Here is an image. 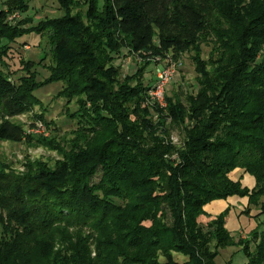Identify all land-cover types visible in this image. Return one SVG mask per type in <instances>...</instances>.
<instances>
[{
	"label": "trees",
	"instance_id": "1",
	"mask_svg": "<svg viewBox=\"0 0 264 264\" xmlns=\"http://www.w3.org/2000/svg\"><path fill=\"white\" fill-rule=\"evenodd\" d=\"M59 1L64 6L65 15L45 20L55 33L57 67L79 63V74L85 78L83 92L91 100L100 98L109 102V86L117 82L119 70L100 62L97 46H94L96 36L87 40L84 22L65 8L64 4L69 0ZM220 3L221 0H93L87 16L99 24V35L103 36L110 52L127 49L144 59L153 60L157 65L158 58H168L171 53V58L179 61L181 54L193 49L199 32L206 26L204 14L215 10ZM256 7V14L243 26L237 57L238 60L241 58L237 66L241 67L240 71L229 78L211 74L213 82L204 84L196 98L197 105L190 112L192 124L187 146L179 156V164L186 177L183 181L173 166L167 168L169 163L164 162L165 159L156 149L137 148L138 145L131 140L136 141L135 138H129L128 133L122 131L117 137V144L123 146L124 152L118 148L108 149L105 145L97 151L99 143L94 146L97 158L95 155L89 158L106 165L112 157H117L116 162L121 159L122 165L104 167L112 171L111 175L106 173L100 183L92 184L90 179L96 164H86L82 172L78 170L80 173L76 177L79 178L72 176L74 166L70 161H64L54 169H43L29 186L19 183L16 186L18 195L23 199L16 210L17 217L26 221L40 210L51 220L61 222L72 215L76 216L78 212L82 217H90V211L95 212L103 207L98 232L100 235L103 233L104 237L103 243L98 246L96 258L100 264H119L121 259L131 260L134 264H182L176 260L174 252L186 257L183 264H216L218 248L233 241L225 228L224 214L210 222L211 226H216L215 231L203 234L197 228L199 216L205 213V205L218 198L250 192L229 176L236 168H243L256 177L253 201L264 195V4L259 3ZM6 16V9H1L0 22ZM228 17L231 18V15ZM155 38H158V42ZM139 77L141 79L143 73L139 72ZM224 79L226 83L222 82ZM15 85L6 77L0 78V114L3 116L22 114L23 102L16 94ZM151 87L145 85L141 91L132 89V94L147 99ZM166 100L167 106L164 108H167L168 116L176 122L185 123L189 119L185 105L168 96ZM149 103L151 106L146 103L145 107V121L151 127L148 116L150 109L161 112L163 107L151 100ZM222 106L223 111L220 112L218 108ZM117 108H123L120 111L123 115H139L137 108L133 114L128 113L125 105H118ZM118 111L114 112L117 114ZM220 114L226 117L223 119ZM117 119L115 122L123 124L126 118L122 121L119 117ZM108 129H104L105 139L109 136ZM24 137L22 126L10 121L0 126L2 141L22 142ZM111 150L109 159L101 155ZM140 154H144V157H138ZM153 158L160 159V163H154ZM166 174L167 185L159 183L161 186L153 189L150 183L157 177H166ZM191 177L203 179L204 187L192 188ZM8 180L6 175V182L0 186L2 191L7 189L5 183ZM146 186L148 188L144 190ZM115 197L123 201L131 197L130 204L122 208L113 200ZM158 199H163V203L172 207L175 219L173 227L159 220L164 218V213ZM138 207L141 208L140 212ZM65 211L69 212L66 214ZM110 215L124 222L130 221L121 224L120 235L116 225H105ZM250 239L256 243V249L248 251L251 263L264 264V230L261 233L260 230L254 231ZM250 239L243 241L247 249ZM212 242L215 243L214 250L209 247ZM109 246L112 249L107 251ZM161 254L166 259L165 263L159 261ZM77 256L81 260L73 261V264H84L86 259H91L84 252ZM94 263V260H89L87 264Z\"/></svg>",
	"mask_w": 264,
	"mask_h": 264
},
{
	"label": "rangeland",
	"instance_id": "2",
	"mask_svg": "<svg viewBox=\"0 0 264 264\" xmlns=\"http://www.w3.org/2000/svg\"><path fill=\"white\" fill-rule=\"evenodd\" d=\"M92 2L93 0H69L64 5L68 13L77 15L84 22L87 40L96 36L94 46H97L100 62L105 66L113 65L119 70L117 82L109 86V102L100 98L91 100L83 92L85 78L79 74V63L57 67L54 54L55 33L45 20L65 15L64 6L59 0H0V11L6 9L7 15L0 22V78L6 77L16 84V94L23 102L21 115L9 117L0 114V126L10 121L25 130L22 142L0 140V186L6 182V175L9 179L5 183L7 189H0V264H73V261L81 260L77 256L81 252L91 258L86 259L84 264L89 260L100 264L96 258L98 246L103 243L104 237L103 233L100 235L98 232L103 207L95 212L90 211V217H82L78 212L76 216L72 215L61 222L51 220L38 210L33 217L21 221L16 210L23 199L18 195L16 186L18 183L29 186L41 170L54 169L64 161L73 164L72 176L75 177L83 171L86 164H96L90 182L100 183L106 173L112 174L111 170L104 169L105 166L122 165L123 161L118 159L116 162L117 157H112L108 165L95 163V160L89 159L97 154L94 146L100 143L97 151L105 145L108 149L118 148L124 152L123 146L119 147L117 144V137L122 131L128 133L129 138H135L136 141L131 140L138 145L137 148L156 149L160 157L165 159L164 162L169 163L166 167L173 166L183 181L186 177L181 170L179 156L186 150L192 124L190 112L197 105L196 98L204 84L213 82L211 74L229 78L240 71L241 67L237 66L241 63V58L238 60L237 57L240 54L243 26L256 14V5L264 4V0H221L215 10L204 14L205 29L199 32L193 49L181 54L180 60L176 62V73L165 94L166 98L168 96L185 105L189 119L185 123L176 122L168 116L167 108L163 107L162 113L150 109L149 127L145 121V107L146 103L150 105L151 97H135L132 89L152 86L156 81L157 65L153 60L144 59L127 49L117 53L110 52L103 36L99 35V24L87 16ZM102 4L103 1L100 2ZM229 14L231 18L228 17ZM155 39L158 42V38ZM169 56L172 57L171 53ZM172 61L175 60L172 58ZM139 72L143 73L141 79ZM226 79L222 82L226 83ZM209 94L212 96V91ZM143 99L146 101L142 102ZM118 105H125L128 113L137 108L139 115H123L120 112L123 108L119 110ZM219 109L222 112L223 106ZM116 115L120 120L126 118L123 124L117 122ZM220 116L223 119L226 117L223 114ZM106 127H109V136L105 139ZM112 150L101 155L109 159L108 155ZM138 157L143 158L144 154ZM153 160L156 164L160 163L158 158ZM229 176L250 192L245 195L232 194L206 204L205 213L198 218L197 228L203 234L215 231L216 226H211L210 222L224 214L225 228L230 232L233 242L218 248L215 263L252 264L248 251H254L256 243L250 236L256 230H260V233L264 230V195L256 201L252 200L257 179L245 169L236 168ZM190 180L194 184L192 188L204 187L203 179L191 177ZM167 182L166 174V177H157L150 184L153 189H157L161 186L159 183L166 186ZM146 188L148 186L143 187L144 190ZM101 196L104 197L105 194L102 193ZM130 199L128 197L123 201L115 197L113 200L124 208L130 204ZM157 202H161L159 205L164 213V218L159 220L173 227L175 219L172 207L163 203V199H158ZM138 208L140 212L141 208ZM68 212L65 211L66 214ZM129 222L110 215L105 225H116L120 235L121 224ZM248 239L249 249L243 244ZM209 247L214 250L215 243L212 242ZM111 249L112 247H107V251ZM174 256L180 263H185L186 257L183 254L174 252ZM159 261L166 262L162 254ZM118 263L134 264L131 260L123 259Z\"/></svg>",
	"mask_w": 264,
	"mask_h": 264
},
{
	"label": "built area",
	"instance_id": "3",
	"mask_svg": "<svg viewBox=\"0 0 264 264\" xmlns=\"http://www.w3.org/2000/svg\"><path fill=\"white\" fill-rule=\"evenodd\" d=\"M157 68H156V81L152 85L149 95L151 97V101L154 103H158L161 107L167 106V100L165 97L166 89L168 84L170 83L172 77L176 73V65L177 61H172V58H158L156 60Z\"/></svg>",
	"mask_w": 264,
	"mask_h": 264
}]
</instances>
